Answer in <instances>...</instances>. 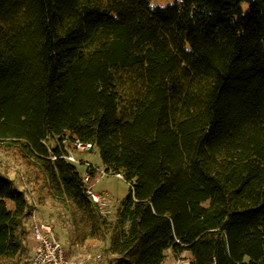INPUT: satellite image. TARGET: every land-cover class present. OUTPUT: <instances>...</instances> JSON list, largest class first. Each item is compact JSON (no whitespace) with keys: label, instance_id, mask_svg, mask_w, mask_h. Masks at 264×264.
<instances>
[{"label":"trees","instance_id":"1","mask_svg":"<svg viewBox=\"0 0 264 264\" xmlns=\"http://www.w3.org/2000/svg\"><path fill=\"white\" fill-rule=\"evenodd\" d=\"M75 139L130 185L113 219ZM0 149L116 264H264V0H0ZM34 210L0 171V259L28 262Z\"/></svg>","mask_w":264,"mask_h":264},{"label":"rangeland","instance_id":"2","mask_svg":"<svg viewBox=\"0 0 264 264\" xmlns=\"http://www.w3.org/2000/svg\"><path fill=\"white\" fill-rule=\"evenodd\" d=\"M175 0H151L152 5L166 6ZM54 141H50L49 145ZM74 147V146H72ZM72 156L79 161H89L97 167L103 175L104 166L97 150L78 151L75 147L71 150ZM78 170L84 173L85 167L77 165ZM0 171L13 179L14 183L22 190H25L28 197L35 206L36 217L42 222L52 224L55 233L68 251L74 254L81 264H116V258L107 253L108 243L105 241L86 240L81 241L75 227L72 224V216L69 208L59 202H55L45 187V180L39 173L36 166L26 162L17 153L0 149ZM130 185L124 179L109 173L98 178L94 182V190L98 193L107 192L111 199L110 218L113 219L119 203L126 197ZM34 210V211H35ZM33 211V212H34ZM41 218V219H40ZM31 220V218H30ZM31 222V221H30ZM28 262L13 263L7 259H0V264H31L34 240L29 231L27 235ZM191 255L185 251L175 255L171 250L167 251V258L164 264H189Z\"/></svg>","mask_w":264,"mask_h":264},{"label":"built area","instance_id":"3","mask_svg":"<svg viewBox=\"0 0 264 264\" xmlns=\"http://www.w3.org/2000/svg\"><path fill=\"white\" fill-rule=\"evenodd\" d=\"M73 146L78 151H90L93 149L91 143H83L79 139L74 140ZM67 159L72 163L84 165L86 170L83 177L86 184L87 195L92 199L101 214L104 216H111L112 202L108 193H98L94 190V182L98 178L109 173L102 170L103 175H101V171H99L96 166L89 161L76 160L71 152L67 155ZM90 170L94 171V176L90 174ZM116 176L123 179L120 174ZM30 233L34 240L31 264H81L79 259L74 254L70 253L60 241L52 224L44 223L36 217V210L31 215Z\"/></svg>","mask_w":264,"mask_h":264}]
</instances>
